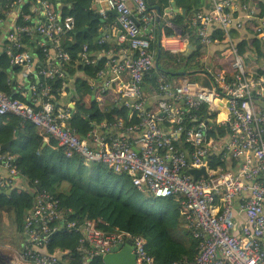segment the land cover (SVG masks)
Here are the masks:
<instances>
[{"label": "built area", "instance_id": "obj_1", "mask_svg": "<svg viewBox=\"0 0 264 264\" xmlns=\"http://www.w3.org/2000/svg\"><path fill=\"white\" fill-rule=\"evenodd\" d=\"M200 1L189 25L203 46H223L222 57L229 60V69L204 66L211 88L187 77L171 79L166 68L155 67L158 40L169 55L180 56L188 51L193 32L184 34L166 23L173 30L168 36L158 23L161 15L148 0H92L91 9L103 18L96 28L98 44H109L112 29L107 16L116 10L124 32L119 41L128 46L118 53L116 44L98 51L85 43L79 56L86 65L98 67L97 79H90L97 105L103 107L114 89L113 107L125 114L93 124L81 138L69 125L75 103L71 109L64 107L49 83L62 79L66 86L72 54L60 45V38L74 41L80 34L76 12L63 14V7L52 0H0V26L6 22L3 16L14 19L2 31L0 52L6 46L11 64L23 68L17 75L28 81L31 97L27 103L0 91V116L33 122L41 134L55 139L67 159L79 156L86 164L101 163L110 172L128 174L143 195L178 197L186 227L198 245L193 260L172 264H264V73L256 74L257 68L252 71L245 61L240 45H246L247 38L231 35L253 28L247 34L249 49L251 39L264 43V0ZM19 17L25 22L17 25ZM86 30L93 35L90 28L82 32ZM154 72L157 86L147 95L145 78ZM16 81L15 75L8 79L16 84L15 92L24 95ZM226 128L229 132L223 136ZM15 161L0 150V169L7 172V177L0 175L1 188L13 189V180L21 177ZM193 169L205 172L196 179ZM29 190L35 192V201L24 223V260L63 263V252L47 250L61 232L81 235L75 247L80 264H95L97 259L102 264L106 254L128 241L136 264H156L143 236L108 233L95 221L70 220L49 192Z\"/></svg>", "mask_w": 264, "mask_h": 264}, {"label": "trees", "instance_id": "obj_2", "mask_svg": "<svg viewBox=\"0 0 264 264\" xmlns=\"http://www.w3.org/2000/svg\"><path fill=\"white\" fill-rule=\"evenodd\" d=\"M174 1L184 15L176 14L172 19V24L181 29L184 34H191L193 29L189 25V19L198 9L201 1ZM57 2L63 7V14L76 12L78 30L81 31L79 35H75L74 41H69L66 36L61 37L60 45L72 54L71 61L66 64V73L72 77L76 73L84 74V77L78 78L75 84L76 91L71 99L75 103V108L72 110L73 115L69 121L70 127L76 129L77 135L83 138L90 130L91 121L99 124L113 119L118 113L124 115L125 112L117 108L101 112L97 110L95 103L91 102L93 89L87 79H97L98 67L86 65L79 56V52L85 43L98 51L110 46L107 43L99 45L95 36L89 32H82L86 28L90 30L98 28L103 20L97 11L91 9L92 0H52L54 5ZM171 3L172 0H157L162 16L171 8ZM2 20L8 21L9 18L3 16ZM24 22L22 17L16 20L17 25ZM164 29L167 30L168 36L173 35L171 28L164 27ZM2 31L0 28V38ZM253 31V28H248L247 34L250 35ZM231 35L240 40L244 34L234 31ZM218 36L221 37V33ZM245 38L247 39L243 43L246 45L241 44L240 48L243 54H249L253 49H249L248 37ZM27 41L29 40L26 39ZM249 42L253 44L254 49L256 45H259V52L256 53L257 67L250 68L252 71L257 68L254 71L256 74L264 73V43H255L253 39ZM31 45L29 43L28 47L30 48ZM119 47L122 46L119 45ZM196 48L190 57L181 56V64L182 66L187 64V68L194 74L202 72L207 75L205 67L195 62L197 58H202L207 48L199 42ZM37 52L40 56L43 55L42 50H37ZM163 56L170 60L176 58L175 55H167L162 51L160 59ZM189 61L197 64L189 66ZM226 67L229 69L228 65ZM22 69L20 66L11 64L9 51L5 46L0 52V91L14 94L15 98L27 102V98L13 89V85L16 84L8 83V79L12 75L16 77ZM156 80L157 76L154 72L145 78L146 86L155 88ZM49 83L53 88L52 93L59 101L64 88L63 80L56 79ZM206 109L207 105H204L201 110L205 112ZM228 132L227 128L221 130L223 136ZM37 137L38 128L33 122L11 114L0 116V150L8 143L11 145L9 154L15 156V165L20 174L24 176L23 179L28 187V189L13 188L10 194L8 193L10 188L0 187V224L3 221L6 229L14 228L17 232L23 233L25 219L34 207L35 201V192H31L29 188L36 191L39 189L54 196L60 202L62 210L66 212L72 210L70 220L78 222L93 220L97 222L100 229L108 233L120 231L128 232L132 236H143L147 241V251L155 258L156 264H172L177 261H191L195 258L198 242L186 227L178 197L156 198L143 195L128 174L110 172L109 168L101 163L86 164L79 156L67 159L63 150L59 156L49 158L39 153L40 146ZM1 152L6 153L7 151L1 150ZM56 152L57 150L54 149V153ZM37 181L38 183L35 184ZM70 235L73 236V243L67 246L70 252L63 257V263L60 264H80V252H77L75 247L81 235L78 233ZM53 240L48 246L49 252L57 249L58 244ZM1 260L2 258L0 262ZM100 262L101 260L97 259L94 263L99 264Z\"/></svg>", "mask_w": 264, "mask_h": 264}, {"label": "crops", "instance_id": "obj_3", "mask_svg": "<svg viewBox=\"0 0 264 264\" xmlns=\"http://www.w3.org/2000/svg\"><path fill=\"white\" fill-rule=\"evenodd\" d=\"M100 6L106 7L104 3H102ZM100 6L98 5V7H100ZM176 8L179 10L181 15H184V12L182 10H180L177 6H176ZM199 8L200 7H198V9H196L195 12L197 10H199ZM110 12L108 13V16H107L108 20L107 21H108V24L111 26L112 32L109 35L108 43L109 44H113V45L116 44L117 46H119V45L122 46V47H119L120 49H119L118 53H120L122 50L126 49L128 45H127V42L124 43V42H120L119 41L120 40L119 37L124 32H123V29H121V27L119 26L117 16L113 15ZM176 14H177L176 11L175 12L172 11L171 8L168 9L166 11V13L163 16H161V19H160L161 20V23H160L161 26L165 27V25H167V24H168V26H174L172 24V19L175 18ZM12 22H14V19H12V17H11V18H9L8 21L3 23L4 26H2V25L0 26V27L3 28V32L9 26V24L12 23ZM92 31H93L92 32L93 35L96 37V39H98L99 37H98L97 34H99V31L97 29H94ZM192 32H193V34L190 36V44H192L194 46V49L192 50V53H193L197 49L196 45H198V42H199L200 45H202V44L200 43V41L197 39V37L195 35L196 31L193 29ZM166 33H167V30H166ZM244 36L247 37L245 33H244ZM157 37L159 38V34L158 33H157ZM191 39H193V42H191ZM158 43H159V40H158ZM206 48H207V51L204 52L202 58H199V59L197 58L195 60V62H197L198 64H200L203 67L205 65H210V64L211 65L214 64V65H217V66H221V65L224 66L223 65L224 62H222V58L223 57H222V54H221V51H222V49H224V47L221 46V45H212V46H209V47H206ZM154 49H156V51H158L157 46H155ZM162 51H164L165 54L169 55L168 51L164 50L163 48H161V53H162ZM191 54H190V56H191ZM181 56L186 57L185 54H183V55H180V56H176V58L173 59V60H170L169 58H166V57H162L161 59L159 57V59H158V56H157L159 67L157 65L155 67H156V69H157V67L160 68V69H158L160 71H165V68H166L167 71H169V72H171L173 74L170 77L171 79L177 78V76H182L183 78L187 77L188 79H192L193 76L196 75L197 78L201 79V82L197 81V80H195V81L196 82H200V83L203 84V82L207 78V75L205 73L203 74L202 72H201V74L200 73L194 74V72H192L190 69L187 68V64L182 66V64H181ZM157 60H156V62H157ZM189 63H190V61H189ZM197 63H190L189 66H194ZM168 65H171V66H168ZM68 77L69 78H67L66 86L63 88V93L60 95V102H61L62 105H64V107L66 106V107L71 109L72 103H74V102H72L71 99H72V97H73V95H74V93L76 91V89H75L76 81H77L78 78H83L84 74L83 73H76V75L73 76V77L69 76V74H68ZM16 79H17L16 82L20 83V85L23 87L22 88L23 89L22 93L23 94L25 93V94L22 95V96L28 99L27 103L31 102L30 93L28 92V87H29L28 81L25 78H21L19 75H16ZM192 80H194V79H192ZM87 82L92 87V89L94 90L93 91V95L91 96V102L95 103V105L97 106V110L98 111L104 112L106 110H110V108H114L113 107L114 104L112 103V99L115 96V90L114 89L106 97V101H105L104 106L103 107L102 106H98L96 98L94 97V94H95L96 90L91 85L90 79H87ZM145 91H146V94L149 95L152 92V88L148 85V86L145 87ZM88 99H86L87 102H88ZM74 108H75V106H74ZM93 124L94 125H98L97 122L91 121L90 130H89V132H87V134H89L90 131L93 129V127H92ZM87 134H85L84 137H86ZM37 141H38V144L40 146V149H39V153L40 154H45L47 157L50 158L51 156H53V157L59 156L62 153V149L59 147V145L55 141V139L53 137H49V136L41 134L39 132V130H38ZM54 149L57 150L56 153H54ZM5 151H7L6 153L10 152L8 150H5ZM0 175H2V177H7L6 170L1 168L0 169ZM23 178H24V176L21 174L20 178H15L13 180L14 188L28 189L27 184H26V182H25V180ZM59 204H60V202H59ZM63 211L66 213L67 218L70 219L71 215L73 214V211L72 210H70L69 212H66L65 210H63ZM96 224H97V222H96ZM12 229L15 230L14 228H12ZM22 235H23V233H19V232H18V236L17 237L14 235L12 237L13 242H12V244L10 246L5 245L4 242L0 239V251H1V248H5L4 250H8L9 252H11L13 254V256H16L19 260H23V261H25V262H27L29 264H32V263H30L27 260H24L22 258V244L24 242V236H22ZM53 239H54L53 241H55V243L58 244V246L56 247L57 249L55 251L63 252L65 255L69 254L70 250H69V248H67V246L69 244L73 243V236H71L70 234H67V233L63 234V233L59 232V233L54 235ZM47 250H48V248H47ZM102 264H103V260H102Z\"/></svg>", "mask_w": 264, "mask_h": 264}, {"label": "water", "instance_id": "obj_4", "mask_svg": "<svg viewBox=\"0 0 264 264\" xmlns=\"http://www.w3.org/2000/svg\"><path fill=\"white\" fill-rule=\"evenodd\" d=\"M148 4L153 8L156 9V11L158 12L159 15H161V10L160 7L157 5V0H148ZM171 9L172 11H176L177 14H180L179 10L176 8V2L174 0H172L171 3ZM179 12V13H178ZM110 13H112L115 16H118V13L116 10H112ZM160 17L158 19V22L160 23ZM135 22L139 25V22L134 19ZM119 26L122 29V26L119 24ZM87 31V30H86ZM194 49V46L192 44H190L188 46V51L185 53L186 57H189L190 54L192 53V50ZM158 59L160 57L161 54V44L159 42V46H158ZM156 65L159 67L158 65V60L156 62ZM203 85L211 88L212 87V83L210 81V79L206 78V80L203 82ZM94 99V98H93ZM2 151L11 150V145L8 143L4 146L1 147ZM205 172L204 169L202 170H191V174H193L195 176V178L197 179L199 177V175L203 174ZM12 191L10 190L8 193L10 194ZM137 263V256L134 253V247L132 245V242H125L122 243L114 252L106 254L103 257V264H136Z\"/></svg>", "mask_w": 264, "mask_h": 264}, {"label": "rangeland", "instance_id": "obj_5", "mask_svg": "<svg viewBox=\"0 0 264 264\" xmlns=\"http://www.w3.org/2000/svg\"><path fill=\"white\" fill-rule=\"evenodd\" d=\"M255 43H259L257 40H254ZM253 50H251L248 53H245V61L248 65V67H256L257 66V61H256V53L259 52V45L255 46V49L252 48ZM164 57V56H163ZM222 62L224 66H227L229 64V60L222 58ZM194 80L200 81V78H197V76H193ZM264 110V107H263ZM152 203V202H150ZM3 221L0 224V239L4 242L5 245L10 246L13 242L12 237L15 235L16 237L18 236V232L17 230H13L12 228H5V224H3ZM1 225L4 227V229H2ZM4 233V234H2ZM23 236V235H22ZM5 248H1L0 251V258H2L0 264H29L23 260H19L16 256H13V254L11 252H9L8 250H4Z\"/></svg>", "mask_w": 264, "mask_h": 264}, {"label": "clouds", "instance_id": "obj_6", "mask_svg": "<svg viewBox=\"0 0 264 264\" xmlns=\"http://www.w3.org/2000/svg\"><path fill=\"white\" fill-rule=\"evenodd\" d=\"M151 7V6H150ZM152 8V7H151ZM161 16H162V14H161ZM159 23V22H158ZM160 23H161V20H160ZM159 23V24H160ZM161 25V24H160ZM167 28H168V26H166ZM159 42H160V40H159ZM160 44H161V42H160ZM158 46H159V43H158ZM160 56H161V54H160Z\"/></svg>", "mask_w": 264, "mask_h": 264}]
</instances>
